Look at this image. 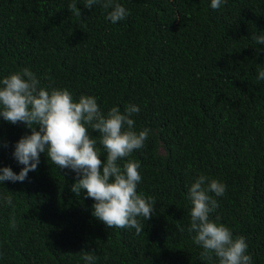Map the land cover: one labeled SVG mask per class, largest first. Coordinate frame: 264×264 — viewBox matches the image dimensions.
<instances>
[{
  "label": "trees",
  "instance_id": "1",
  "mask_svg": "<svg viewBox=\"0 0 264 264\" xmlns=\"http://www.w3.org/2000/svg\"><path fill=\"white\" fill-rule=\"evenodd\" d=\"M72 2L0 0V80L28 68L41 87L68 89L77 102L93 96L105 114L139 106L135 130L149 137L128 159L141 164L137 192L155 199V211L138 218L139 234L107 228L92 216L95 201L70 191L76 173L41 153L24 182L0 184L15 205L0 201V264H85V252L95 264H218L200 260L188 232V189L200 175L226 185L223 197L209 193L219 204L211 219L264 264V45L251 39L264 34V0L219 10L211 0H115L130 12L116 24L111 9L76 0V16ZM30 134L0 117V168L19 174L14 145Z\"/></svg>",
  "mask_w": 264,
  "mask_h": 264
},
{
  "label": "clouds",
  "instance_id": "2",
  "mask_svg": "<svg viewBox=\"0 0 264 264\" xmlns=\"http://www.w3.org/2000/svg\"><path fill=\"white\" fill-rule=\"evenodd\" d=\"M227 0H211L210 7L219 10ZM99 5L108 11L106 19L116 24L125 20L130 12L115 0H86L84 7L91 10ZM68 9L81 16L76 0ZM256 45H264V34H253ZM257 54L264 49H256ZM51 80V77H45ZM258 80H264V70L258 71ZM140 112L137 105L129 104L121 112L112 107L102 112L93 96H80L78 102L68 89L44 88L28 68L0 80V117L12 125L24 124L30 135L21 137L14 145L12 156L23 167L19 174L10 167L0 168V184L24 182L29 172L40 163L45 153L49 162L59 169L76 173V182L70 191L77 197L86 192L85 198L95 201L92 216L107 228H132L139 234L143 230L140 219L150 220L155 211V199L138 194L142 181L141 164L128 159L134 151L145 146L150 129L135 130L132 118ZM37 126L39 130H37ZM89 129L99 134V140L89 135ZM97 143L106 153L102 162ZM2 147L7 148L4 143ZM121 162H123L121 164ZM215 197H223L226 185L216 179L200 175L188 189L192 242L201 248L200 260L218 259V264H252L244 237L233 238L231 230L211 219L219 207ZM6 206L15 209L11 196L0 197ZM218 219V218H217ZM9 226L16 228V219L10 218ZM85 264H95L96 257L88 252L82 256Z\"/></svg>",
  "mask_w": 264,
  "mask_h": 264
}]
</instances>
